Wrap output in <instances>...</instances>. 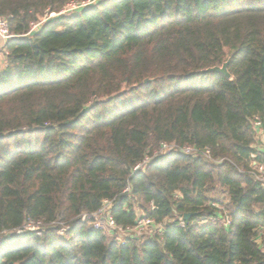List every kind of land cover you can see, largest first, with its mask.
I'll return each mask as SVG.
<instances>
[{
  "label": "trees",
  "instance_id": "1",
  "mask_svg": "<svg viewBox=\"0 0 264 264\" xmlns=\"http://www.w3.org/2000/svg\"><path fill=\"white\" fill-rule=\"evenodd\" d=\"M70 1L0 0V15L24 35ZM1 50L0 264H264V0H97ZM228 59L230 78L206 71ZM161 143L220 162L171 151L132 172ZM105 199L121 228L161 231L120 242L82 219Z\"/></svg>",
  "mask_w": 264,
  "mask_h": 264
},
{
  "label": "built area",
  "instance_id": "2",
  "mask_svg": "<svg viewBox=\"0 0 264 264\" xmlns=\"http://www.w3.org/2000/svg\"><path fill=\"white\" fill-rule=\"evenodd\" d=\"M97 0H84L80 2L70 1L68 2L61 11L59 12H49L45 13L44 15L40 16L38 20L32 23L31 28L28 33L24 35H29L33 31H37L39 27L49 18H53L55 16L66 14L75 10L82 9L84 7H88L92 4H95ZM73 9V10H72ZM24 35H15L10 31L9 24L7 18L0 15V40L2 43L6 42L8 39L13 37H21ZM252 125L256 132L261 131L264 133V118L255 117L252 121ZM178 152L182 154L192 155L194 157H202L208 160H212L214 162H220V160H213L210 157V151L208 148H199L197 146L192 145H177L175 143H161L159 148L154 151L152 156H145L143 160L137 163L133 167V171H138L139 169L144 168L152 159L157 156L159 153H166V152ZM253 157H255L253 155ZM251 174L257 179L262 187L264 188V153H263V160L261 162L253 161L252 163V171ZM129 187L124 189V192L128 191ZM114 200H103L101 207L94 213L91 214H84L82 219L91 218L92 224L95 228L102 230L107 234H115L116 232L124 233L125 237L131 236L133 234H127L130 231H134L135 235H142L146 232H152L155 230L161 231L162 227L160 225H155L153 219L147 217L139 216L136 220V223L133 227L121 228L120 226L116 225L115 220L111 214V208L113 206ZM211 221V222H219L224 226L229 225L230 220L227 215L222 217L220 216H210L208 219H205L204 222ZM180 225L183 226L184 222L180 219ZM41 223H35L33 221H28L24 225L25 230L30 231H40ZM15 232L17 234H21L23 229H16ZM120 234V233H117ZM1 240V238H0ZM258 246L264 251V235H261L256 239Z\"/></svg>",
  "mask_w": 264,
  "mask_h": 264
},
{
  "label": "crops",
  "instance_id": "3",
  "mask_svg": "<svg viewBox=\"0 0 264 264\" xmlns=\"http://www.w3.org/2000/svg\"><path fill=\"white\" fill-rule=\"evenodd\" d=\"M1 46H2V42L0 41V69L4 68L6 64L5 56L1 50ZM256 139H257L256 147L262 153H264V133H262L261 131L256 132Z\"/></svg>",
  "mask_w": 264,
  "mask_h": 264
},
{
  "label": "water",
  "instance_id": "4",
  "mask_svg": "<svg viewBox=\"0 0 264 264\" xmlns=\"http://www.w3.org/2000/svg\"><path fill=\"white\" fill-rule=\"evenodd\" d=\"M228 62H229V59L226 60L225 62H223L219 66L207 68L206 71H208V72H219V73L223 74L226 78H230L231 76H230V73L228 72V69H227ZM147 81H148V79H145V82H147ZM189 216H190V214H185L184 218L187 219Z\"/></svg>",
  "mask_w": 264,
  "mask_h": 264
},
{
  "label": "rangeland",
  "instance_id": "5",
  "mask_svg": "<svg viewBox=\"0 0 264 264\" xmlns=\"http://www.w3.org/2000/svg\"><path fill=\"white\" fill-rule=\"evenodd\" d=\"M73 10V9H72ZM1 41V40H0ZM2 42V41H1ZM61 225V227H62V229L58 232L59 234H64L65 232H64V230H66V228H67V226L66 225H62V224H60ZM40 229L41 230H43L44 229V226H40ZM117 233H120V234H117ZM147 233V232H146ZM127 234H133V235H135V232L134 231H130L129 233H127ZM143 234H145V233H143ZM113 236H115L116 237V239L118 240V241H123L124 240V238H125V236H124V233H122V232H116Z\"/></svg>",
  "mask_w": 264,
  "mask_h": 264
}]
</instances>
